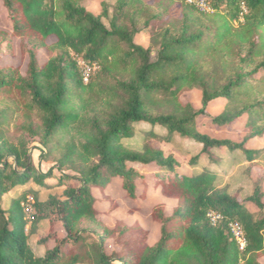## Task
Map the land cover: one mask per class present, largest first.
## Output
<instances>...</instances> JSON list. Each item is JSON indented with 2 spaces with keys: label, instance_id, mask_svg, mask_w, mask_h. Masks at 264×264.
Returning a JSON list of instances; mask_svg holds the SVG:
<instances>
[{
  "label": "trees",
  "instance_id": "16d2710c",
  "mask_svg": "<svg viewBox=\"0 0 264 264\" xmlns=\"http://www.w3.org/2000/svg\"><path fill=\"white\" fill-rule=\"evenodd\" d=\"M204 1L223 14L222 22L211 25L205 12L178 0H118L110 28L102 21L108 17L105 3L96 16L80 0H0L13 29L11 34L0 32V61L13 55L14 39L21 40L28 59L24 74L0 65V97L17 94L27 102L23 108L16 105L23 122L12 133L2 129L6 117L4 111L0 114V264H264V189L259 182L246 198L230 195L216 186L217 176L209 167L187 176L180 173V162L159 149L139 151L124 145L134 137L136 125L146 124L152 128L145 132L148 137H158L154 129L162 128L200 145L191 165L200 158L215 164L214 151L222 149L243 153L251 165L264 157V150L247 149L251 139L264 136V0ZM141 33L150 36L148 48L134 41ZM52 37L63 53L40 64L38 53H51ZM230 46L237 53L235 60L226 56ZM79 61L91 68L105 66L84 83ZM102 68L115 74L114 88L93 81L103 74ZM195 89L201 93L199 110L184 99ZM87 92L103 105L83 119L91 102L83 96ZM75 99L81 101L80 108L74 107ZM219 99L226 106L211 123L224 127L247 115L250 135L242 143L197 130L198 119L209 117V106ZM83 122L78 147L63 144L65 137L57 140ZM55 141L64 151L57 169L62 171L76 154L82 166L75 175L56 178L61 197L41 201V190L52 186L46 183L52 172L35 169L31 150L38 143L51 153ZM148 179L178 202L170 215L163 206L153 209L160 233L153 245L140 225H105L97 207L114 181L128 199L137 201L138 186ZM22 188L28 192L5 211L3 197ZM26 207L32 209L28 233ZM211 212L220 216L215 225ZM43 221L48 231L38 239L43 253L36 255L30 237ZM232 223L244 231L243 252L232 237Z\"/></svg>",
  "mask_w": 264,
  "mask_h": 264
},
{
  "label": "rangeland",
  "instance_id": "374dc122",
  "mask_svg": "<svg viewBox=\"0 0 264 264\" xmlns=\"http://www.w3.org/2000/svg\"><path fill=\"white\" fill-rule=\"evenodd\" d=\"M150 4L156 2L157 0H146ZM181 4H189L187 0H178ZM118 0H80V4L89 12L96 16H100L102 13V4L105 3L108 10V17L103 18L102 21L107 28H110L111 20L113 19L115 13V7ZM177 8L178 6L175 5ZM197 7V6H196ZM199 8V7H197ZM208 11L205 12L208 16L209 23L211 25L222 22V18L210 7L208 6ZM181 11V10H179ZM223 15V14H222ZM221 15V16H222ZM223 17V16H222ZM237 28L239 23H233ZM13 31L12 25L8 21L7 11L2 3H0V32L5 34H11ZM134 41L137 45L143 48H148L151 45L150 36L146 33H141L135 35ZM13 55L4 56L0 61V65L12 66L13 68L19 69L21 73L26 72L28 59L24 54V50L21 47V40H13ZM56 39L54 37L48 40V45L51 46V53L45 50H41L38 53L39 63H46L49 58L63 53L60 49L55 47ZM73 54V53H72ZM226 56L230 59H236V51L230 46L226 51ZM110 62V60H109ZM79 65L84 73V77H88L90 73L104 67L105 65H95L93 68L85 64L83 61H79ZM107 70L111 68L110 64L106 65ZM99 71V70H98ZM103 74L98 76L96 74L93 81L96 84H102L107 89H112L115 86L114 73L106 72L105 68L101 70ZM89 79V77H88ZM85 83V82H84ZM85 99H91L90 104L87 109L83 111V119L87 115L92 116L95 111L98 112L100 107L103 105L97 97L93 94L87 92L84 95ZM12 97V98H10ZM15 99V100H12ZM186 102H189L195 110L201 108V93L199 90L195 89L188 92L184 97ZM15 101V102H14ZM16 103V104H15ZM27 102L22 100L17 94L9 96L7 94L0 97V114L4 111V117H6V123L2 127L12 133L15 128L23 122L21 108L25 107ZM75 108H80L81 101L79 99L73 100ZM16 105L21 107L16 110ZM226 106V101L224 99H219L211 103L207 113L209 117H201L197 121V130L200 133L207 134L211 138L216 139H228L235 143H242L243 140L250 135V130L246 126L248 121V116H243L235 122L233 125H227L224 127H219L211 123V117L220 115ZM33 117L36 119L35 113ZM152 128L146 124H138L135 126V134L131 140H125L124 145L134 150H143L144 147H149L150 149H159L164 152L166 156H173L178 162L181 163L180 173L191 176L200 173L205 168L209 167L210 170L216 174L217 181L216 186L220 189L225 190L230 195H239L242 198H246L253 193L255 182L259 184L264 189V157L259 158L255 161L254 165L248 163L245 156L241 152L231 153L226 149L216 150L215 152V164H211L206 158H200L197 165H191V160L195 158L201 151V146L191 140H185L177 135H169L165 129L156 128L154 133L158 137L145 134L146 131ZM85 132V123L73 125L68 131L63 135H58V139L65 137L62 140L63 144L66 142H71L75 146H79L80 142L83 141V133ZM11 142H15L11 136ZM57 141L54 142V146ZM32 159L35 169L42 173L52 172V177L46 181L47 185H52L51 187H44L41 190L39 199L41 201L47 200L50 196L61 197L63 189L54 186L57 181L56 178L60 175H75L76 172L82 165L81 160L76 154L73 157V162L66 165L62 171L57 169V164L64 156V151L62 149H55L49 153V150L44 149L40 144H33ZM247 149L249 150H264V136L259 138L251 139L247 143ZM46 154L44 160L40 159L41 154ZM49 153V154H48ZM134 168L139 171H144V168L140 165H133ZM252 167V168H251ZM250 168V170H248ZM29 189H39L37 185H30ZM139 199L137 201H132L126 197L125 192L121 188L119 181H114L113 184L105 191L106 200H103L98 204L99 209V219L108 227L114 228L117 223L123 222L129 226L140 225L145 230L149 232V244L153 245L160 236L159 226L152 219V211L156 206H163L167 215H170L173 209L177 206L178 202L173 199L166 198L160 188L155 186V182L152 179H148L145 185L139 184ZM28 192V191H27ZM25 189L15 190L11 194H7L3 197L2 204L5 211H9L12 202L15 199L22 197L24 193H27ZM29 193L32 196L31 190ZM95 195L102 197L103 195L95 191ZM26 218L29 220V225L26 228L28 233L31 229L32 212L29 207H26ZM58 231L61 228L57 227ZM48 231V222L43 221L39 223L36 228L34 235L30 237V245L34 249L36 255H41L43 253L42 249L37 248V241L40 237L44 236ZM264 262V260H263Z\"/></svg>",
  "mask_w": 264,
  "mask_h": 264
},
{
  "label": "built area",
  "instance_id": "2783aa9c",
  "mask_svg": "<svg viewBox=\"0 0 264 264\" xmlns=\"http://www.w3.org/2000/svg\"><path fill=\"white\" fill-rule=\"evenodd\" d=\"M189 4L195 5L199 8H201L203 11H208V5L205 3L204 0H187ZM84 82L87 83L88 82V77H84ZM30 211L32 212L31 207ZM209 218L211 220V222L215 225L219 219L220 216L214 212H211L209 214ZM230 231L232 234L233 239L235 240L239 250L241 252L245 251L246 247H247V239L245 237L244 231L241 227V225L239 223H232L230 225Z\"/></svg>",
  "mask_w": 264,
  "mask_h": 264
}]
</instances>
